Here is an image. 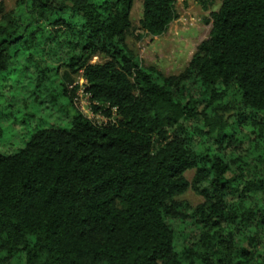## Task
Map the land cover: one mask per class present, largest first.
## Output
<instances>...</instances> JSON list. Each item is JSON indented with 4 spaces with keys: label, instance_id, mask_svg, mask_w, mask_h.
Instances as JSON below:
<instances>
[{
    "label": "trees",
    "instance_id": "trees-1",
    "mask_svg": "<svg viewBox=\"0 0 264 264\" xmlns=\"http://www.w3.org/2000/svg\"><path fill=\"white\" fill-rule=\"evenodd\" d=\"M134 1L0 8V81L36 76L33 94L71 108L79 74L110 120L75 112L69 129L43 128L0 153V264H264V170L225 153L242 145L246 112L264 113V0H223L210 37L173 77L128 50ZM178 1L144 0L139 32L165 35ZM190 187L205 203L183 215L176 198ZM187 218L200 234L180 250L171 221Z\"/></svg>",
    "mask_w": 264,
    "mask_h": 264
},
{
    "label": "rangeland",
    "instance_id": "rangeland-1",
    "mask_svg": "<svg viewBox=\"0 0 264 264\" xmlns=\"http://www.w3.org/2000/svg\"><path fill=\"white\" fill-rule=\"evenodd\" d=\"M20 1L0 0V8L4 13H10L16 10ZM222 1H178L176 4L178 19L170 26L165 35L152 37L139 32L140 21L143 18L144 0H135L132 10L133 30L126 40L128 50L144 68H154L166 77L181 75L189 67L199 45L210 37L211 16L220 10ZM1 18L2 13L0 12ZM138 35H142L143 38L138 39ZM105 61L106 58L102 55L93 59L94 64H102ZM64 73L65 68H62L60 77ZM24 77L20 79L18 76L9 75L4 76L6 79L2 78L3 83L0 81V126L3 130V135L0 137V153L4 155H12L23 149L38 130L53 125L69 129L75 112L92 118L89 96L81 75H74L72 77L74 84L69 86V89L78 84L80 86L71 108L65 98H60L57 103H54L51 99L46 98V94H33L36 76L27 74V77ZM18 81L19 83H16ZM193 96L199 100L204 99L203 93L197 87L193 91ZM203 108L204 106L201 107V110ZM246 115L249 118L243 119L242 122V145L234 151L232 148H227L225 153L227 156L244 155L252 166H258L264 170V164L262 166L257 161V157L262 155L261 152L264 148V139H260L258 136L260 128L264 129V113L251 114L250 111H247ZM95 122L101 123V119ZM209 145L213 146L214 144L211 142ZM262 157L264 158V155ZM195 173L196 170L191 169L185 173L184 177L189 183H192ZM176 202L181 206V214L190 215L205 203V199L190 187L185 194L176 198ZM186 220V222L171 221L176 230L177 244L180 250L188 246L196 247L200 234V230L195 227L192 221L188 218Z\"/></svg>",
    "mask_w": 264,
    "mask_h": 264
},
{
    "label": "built area",
    "instance_id": "built-area-1",
    "mask_svg": "<svg viewBox=\"0 0 264 264\" xmlns=\"http://www.w3.org/2000/svg\"><path fill=\"white\" fill-rule=\"evenodd\" d=\"M182 1H184V2H185V1L199 2V1H201V0H182ZM88 96H89V95H88ZM89 101H90V100H89ZM90 106H91L90 114H91L92 118H94V119L87 117L89 120L95 122V121H98L99 119H101V123H99V122H95L97 125H100V126L103 125V124H107V123L110 122V120L107 119V118H105L104 115H103L102 113H95V112H94L91 102H90ZM84 116H85V115H84ZM95 118H96L97 120H96ZM112 121L114 122V119H113Z\"/></svg>",
    "mask_w": 264,
    "mask_h": 264
}]
</instances>
